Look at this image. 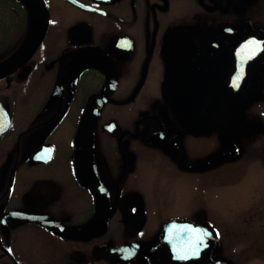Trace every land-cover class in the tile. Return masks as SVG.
<instances>
[{
  "label": "flooded vegetation",
  "instance_id": "flooded-vegetation-1",
  "mask_svg": "<svg viewBox=\"0 0 264 264\" xmlns=\"http://www.w3.org/2000/svg\"><path fill=\"white\" fill-rule=\"evenodd\" d=\"M262 32L264 0H0V264H248L264 59L230 80Z\"/></svg>",
  "mask_w": 264,
  "mask_h": 264
},
{
  "label": "rangeland",
  "instance_id": "rangeland-1",
  "mask_svg": "<svg viewBox=\"0 0 264 264\" xmlns=\"http://www.w3.org/2000/svg\"><path fill=\"white\" fill-rule=\"evenodd\" d=\"M261 180L262 179L260 177L252 173L247 177L235 176L233 178L231 190L227 191L223 188H217L215 199L216 206L219 209H226L223 212L224 215H230L233 217L235 215H240V213L236 212V209L238 207L239 209L242 208L240 204L243 203L244 198L242 200H238L237 194L235 193L233 199L234 190L244 189L247 185L256 186L261 183ZM259 195L262 197L264 196V189L259 192ZM243 209L239 210L242 214ZM234 225L233 245L237 247L239 251H249L248 257L250 260L248 264H264V219L262 221H253L251 223L243 221V224L235 223Z\"/></svg>",
  "mask_w": 264,
  "mask_h": 264
},
{
  "label": "water",
  "instance_id": "water-1",
  "mask_svg": "<svg viewBox=\"0 0 264 264\" xmlns=\"http://www.w3.org/2000/svg\"><path fill=\"white\" fill-rule=\"evenodd\" d=\"M259 38L245 42L244 45H241L243 48H238L237 50L242 52V54L237 55L238 61L236 64V70L234 76L230 80V87H232L237 94L242 92L249 82L257 81L260 78L262 62L264 59V32L261 33ZM22 57H24V54L18 56L15 63ZM234 80L236 81V84H238V87L234 86ZM80 152L81 151H79V153ZM202 241L204 242V240ZM214 242L215 241L212 242V245ZM208 250H210V248ZM175 260L187 262V259L184 258H175Z\"/></svg>",
  "mask_w": 264,
  "mask_h": 264
},
{
  "label": "snow or ice",
  "instance_id": "snow-or-ice-1",
  "mask_svg": "<svg viewBox=\"0 0 264 264\" xmlns=\"http://www.w3.org/2000/svg\"><path fill=\"white\" fill-rule=\"evenodd\" d=\"M234 86H237L238 87V84H236V81L234 80ZM6 127V123L5 122H3V121H0V131H3L4 130V128ZM38 159L40 158V156H38L37 157ZM207 235H211V233H207ZM217 235H219L218 233H217Z\"/></svg>",
  "mask_w": 264,
  "mask_h": 264
},
{
  "label": "bare ground",
  "instance_id": "bare-ground-1",
  "mask_svg": "<svg viewBox=\"0 0 264 264\" xmlns=\"http://www.w3.org/2000/svg\"><path fill=\"white\" fill-rule=\"evenodd\" d=\"M248 63H249V60H248Z\"/></svg>",
  "mask_w": 264,
  "mask_h": 264
}]
</instances>
